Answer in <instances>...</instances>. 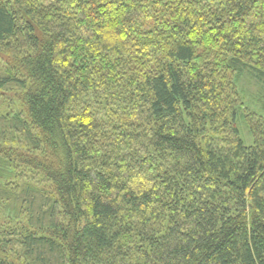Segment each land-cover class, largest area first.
Returning <instances> with one entry per match:
<instances>
[{"label":"trees","instance_id":"obj_1","mask_svg":"<svg viewBox=\"0 0 264 264\" xmlns=\"http://www.w3.org/2000/svg\"><path fill=\"white\" fill-rule=\"evenodd\" d=\"M0 264H264V0H0Z\"/></svg>","mask_w":264,"mask_h":264},{"label":"rangeland","instance_id":"obj_2","mask_svg":"<svg viewBox=\"0 0 264 264\" xmlns=\"http://www.w3.org/2000/svg\"><path fill=\"white\" fill-rule=\"evenodd\" d=\"M242 87L247 93V97L248 98H247L246 102L250 104L251 101H250L249 97L254 96L259 91V87L254 81L251 82L249 80H245L243 82ZM241 134H242V138H243L244 144L246 146L250 145L251 144L250 135L248 134V132L246 131V129L243 126H241Z\"/></svg>","mask_w":264,"mask_h":264}]
</instances>
